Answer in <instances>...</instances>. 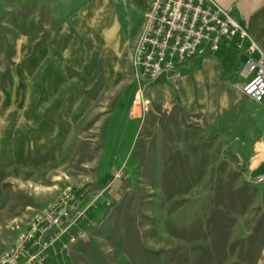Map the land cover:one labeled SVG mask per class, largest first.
<instances>
[{"label":"rangeland","instance_id":"rangeland-1","mask_svg":"<svg viewBox=\"0 0 264 264\" xmlns=\"http://www.w3.org/2000/svg\"><path fill=\"white\" fill-rule=\"evenodd\" d=\"M132 4L0 0V256L72 188L100 197L66 264H264V184L220 125L153 101Z\"/></svg>","mask_w":264,"mask_h":264},{"label":"built area","instance_id":"built-area-1","mask_svg":"<svg viewBox=\"0 0 264 264\" xmlns=\"http://www.w3.org/2000/svg\"><path fill=\"white\" fill-rule=\"evenodd\" d=\"M144 2L146 21L134 55L141 81L155 82L164 73L176 75L184 64L215 56L235 44L246 52L240 72L249 81L247 93L256 103L264 101V52L229 11L214 0ZM255 183L264 184V176ZM99 197L80 210L74 190L64 189L57 202L41 211L0 256V264H47L54 258L66 264L70 247L86 237L80 223L97 208Z\"/></svg>","mask_w":264,"mask_h":264},{"label":"crops","instance_id":"crops-1","mask_svg":"<svg viewBox=\"0 0 264 264\" xmlns=\"http://www.w3.org/2000/svg\"><path fill=\"white\" fill-rule=\"evenodd\" d=\"M214 1L237 19L264 52V0ZM133 3V9L146 13L144 0ZM245 61L246 52L233 44L215 56L184 64L176 75L164 73L149 85L156 103H181L209 125H220L228 151L256 179L264 176V101L256 103L246 91L249 81L240 72Z\"/></svg>","mask_w":264,"mask_h":264},{"label":"trees","instance_id":"trees-1","mask_svg":"<svg viewBox=\"0 0 264 264\" xmlns=\"http://www.w3.org/2000/svg\"><path fill=\"white\" fill-rule=\"evenodd\" d=\"M91 189H92V188H91ZM89 190H90V188H88L86 191H89ZM81 197H83V198L86 197V196H85V193H84L83 196H81Z\"/></svg>","mask_w":264,"mask_h":264}]
</instances>
